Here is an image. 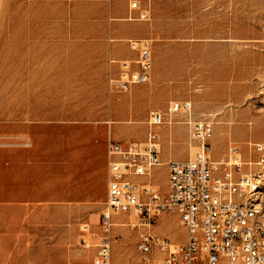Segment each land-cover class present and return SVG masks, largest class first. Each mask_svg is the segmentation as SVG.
<instances>
[{
    "label": "rangeland",
    "instance_id": "rangeland-1",
    "mask_svg": "<svg viewBox=\"0 0 264 264\" xmlns=\"http://www.w3.org/2000/svg\"><path fill=\"white\" fill-rule=\"evenodd\" d=\"M130 2L0 0V110L4 57L20 52L27 56L34 47L4 40L2 27L53 26L74 46H44L47 55L59 53V67L69 73L44 79L39 115L43 120H75L74 128L40 131L52 139L40 141L44 156L51 153L36 193L22 192L19 176L0 165V264H91L102 234L107 143L143 144L151 110L165 119L154 128L159 154L184 151L187 159L199 147L192 123L208 120L214 172L228 160L229 148H236L240 173H261L257 194L264 208V162L258 163L264 149H255L256 143L264 147V0H139V8L148 9V19L139 18L140 9L130 8ZM129 38L151 40L150 79L126 91L111 90L106 75L117 74L120 60L135 58ZM103 42L114 44L111 54ZM72 47L74 57L68 59ZM185 100L191 104L190 114L168 111L171 102ZM10 101L15 110L28 104L22 96ZM4 116L0 111V124ZM151 178L166 190L164 165L154 167ZM128 219L126 214L114 218L111 264H146L136 243L147 227ZM83 223H88V233L82 231ZM152 228L174 241L185 237L174 213L161 212ZM82 238L88 247L82 246ZM152 264H160L159 259Z\"/></svg>",
    "mask_w": 264,
    "mask_h": 264
},
{
    "label": "built area",
    "instance_id": "built-area-1",
    "mask_svg": "<svg viewBox=\"0 0 264 264\" xmlns=\"http://www.w3.org/2000/svg\"><path fill=\"white\" fill-rule=\"evenodd\" d=\"M130 8L140 9L139 0H131ZM147 8L139 10V18L148 19ZM132 60H120L117 74H110L111 90L126 91L132 84L147 83L152 70V45L149 38H129ZM114 61V60H111ZM170 113L190 114L189 101H173ZM164 115L148 113L149 131L143 144L109 140L107 143V192L100 213L101 237L91 264H111V228L117 215L126 214L133 224L146 226L138 234L136 249L146 264L159 259L160 264H264V211L256 194L260 172L240 173L242 163L237 150L229 148L228 160L215 173L209 158L211 123L189 121L191 134L199 142L195 155L185 160H168V187L162 191L149 178L159 156L158 134L154 128L164 123ZM27 137L8 139L0 136V147L29 146ZM256 151H263L260 143ZM264 162V154L258 163ZM237 174L238 176H235ZM161 212L177 214L185 229L183 240L174 241L152 226ZM82 231L88 233V223ZM88 247L86 238L81 239Z\"/></svg>",
    "mask_w": 264,
    "mask_h": 264
},
{
    "label": "crops",
    "instance_id": "crops-1",
    "mask_svg": "<svg viewBox=\"0 0 264 264\" xmlns=\"http://www.w3.org/2000/svg\"><path fill=\"white\" fill-rule=\"evenodd\" d=\"M2 28L3 32L6 33L3 37L4 40L19 45L26 43L33 44L34 47L29 50L27 56H23L20 52L18 55L11 56L7 54L6 57H4L2 88L4 104L0 111L5 114V116L0 124V136H5L8 139L27 137L30 141V145L0 147V165H4L5 169L11 170L13 175L19 176L21 184L20 189L22 192L36 193L38 187L41 185V181L38 180V178L42 177L44 162L49 159V157L47 158L46 156H49L51 153L46 152L44 156L42 148L40 147V141L52 139V137H43L40 131L43 128H74L75 124V120H43L39 115L43 113V109L38 102H41L43 96L44 79H50L51 77L58 76L60 73H69L68 70L59 67V53L57 51H50L49 56L44 46L48 44H50V47H53V45L58 46L59 44H67L66 46H70L73 45L74 42L66 35H58V30L53 26L9 25L3 26ZM107 31L108 28L107 30L105 29V32ZM81 38L82 37H80V39ZM103 45L105 48H107L106 45H109L110 49L108 53L111 54L114 44L103 42ZM70 50L68 59L74 57L73 47ZM129 50L131 51L130 48ZM106 56L107 50L105 51V57ZM112 62L110 58L109 63ZM110 74L106 75L107 80ZM44 75L46 77H44ZM17 81L18 83H16ZM16 96L26 97L28 104H26L25 109L15 110L12 108L10 98ZM16 111H22L26 113L27 116H20L13 119L11 116H6L7 113L10 114ZM159 156L162 161L160 165H164L166 169L168 187V170L166 162L168 160H185L187 159V154L183 151L182 153L170 155L163 151ZM106 158L108 159L107 153ZM151 177L152 174L149 178L140 177L137 179L139 181H150L158 188ZM118 216L121 215H117V217Z\"/></svg>",
    "mask_w": 264,
    "mask_h": 264
},
{
    "label": "bare ground",
    "instance_id": "bare-ground-1",
    "mask_svg": "<svg viewBox=\"0 0 264 264\" xmlns=\"http://www.w3.org/2000/svg\"><path fill=\"white\" fill-rule=\"evenodd\" d=\"M261 174V173H260ZM260 181H261V179H259V182L256 184V194L258 193L257 191H258V189H259V183H260ZM259 205H260V208H261V210H263L264 211V208H263V206L259 203ZM134 225V224H133Z\"/></svg>",
    "mask_w": 264,
    "mask_h": 264
}]
</instances>
